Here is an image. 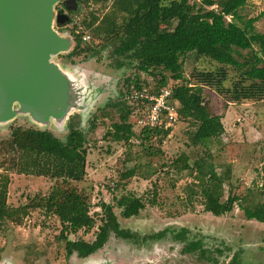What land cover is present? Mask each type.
Masks as SVG:
<instances>
[{"label":"rangeland","instance_id":"374dc122","mask_svg":"<svg viewBox=\"0 0 264 264\" xmlns=\"http://www.w3.org/2000/svg\"><path fill=\"white\" fill-rule=\"evenodd\" d=\"M191 2L209 9L217 8V5L204 4L203 0ZM112 3L113 0H79L78 10L70 13L72 21L59 28L60 32L71 34L75 30L90 35L89 39H82L95 49L90 55L68 56L76 43L71 34L72 48L55 58L72 74L81 96L82 104L70 117L79 116L74 117V124L85 131L88 139L85 179L63 182L47 176L19 173L12 167L15 152L8 151L5 146L0 148V176L11 178L7 203L15 208L33 204L53 191L61 197L64 191L76 189L87 195L90 214L97 224L101 223L100 204H114L120 227L130 230L135 238L125 239L111 233L106 245L90 257L79 258L74 254L67 258L58 217L32 205L20 224L5 221L0 232V264H83L89 259L104 264H225L235 252L239 254L237 264H264V223L247 219L244 212L245 207L264 202V98L235 101L232 94L225 97L205 87V99L222 117L225 128L222 135L195 145L192 142L195 127L180 119L167 136L156 134L149 141H142L138 135L143 128L136 123L141 109L130 97L136 84L127 85L125 80L129 76L133 79L139 76L141 86L156 90L161 75L138 72L128 63V58L114 54L116 38L97 36L86 26L84 21L89 22L94 14L102 17ZM263 10L264 0H248L240 14L248 19ZM230 19L228 16L227 20ZM255 27L264 32V16L255 22ZM182 59L184 76L191 82L195 81L199 71L215 70L219 66L195 52L183 55ZM122 61L126 65L119 66ZM164 73L170 76L169 72ZM233 74L230 69L228 87L233 85ZM172 83L173 79L169 77L168 84ZM119 97L126 99L134 111L130 121L136 135L127 143L116 142L106 135L112 124L120 120L114 106L107 103ZM69 118L64 126L54 122L44 126L34 123L28 115H20L10 122L0 123V141L9 138L11 128L18 125L48 129L65 138ZM181 157H187L190 166L197 159L205 158L216 164L218 172L230 168V180L224 184L223 204L219 210L227 208L231 197L236 195L239 200L234 207L222 214L206 211L195 170H179L174 164ZM133 167L136 168L135 175L122 179V173ZM123 195L143 199L145 208L139 215L130 218L121 215L116 199ZM167 227L187 228L186 236L203 240L204 247L210 250L206 255L217 258L218 262L204 258L200 251L183 252L185 242L175 241L170 235L158 240L148 238ZM96 232L97 227L88 233L82 229L68 236L92 241Z\"/></svg>","mask_w":264,"mask_h":264},{"label":"trees","instance_id":"16d2710c","mask_svg":"<svg viewBox=\"0 0 264 264\" xmlns=\"http://www.w3.org/2000/svg\"><path fill=\"white\" fill-rule=\"evenodd\" d=\"M203 3L217 5V8H205L191 0H113L111 8L102 17L94 14L89 22L84 21L97 36L116 38L118 43L113 49L114 54L128 58V63L138 72H158L161 75L158 88L168 85L169 77L173 79L179 119L195 127L192 136L195 145L222 135L225 129L221 115L213 111L204 97L205 87L225 97L232 94L231 98L235 101L264 98V32L257 31L255 27V22L264 16V10L256 17L245 19L240 9L247 0H203ZM228 16L231 17L230 21L227 20ZM71 34L76 43L68 56L93 54L94 46L83 41V32L72 30ZM189 52L207 57L219 66L215 70L199 71L194 82L186 80L182 57ZM118 65L124 66L126 63L122 61ZM230 69L235 78L233 85L228 87L226 82L230 78ZM164 72H169L170 76ZM125 82L127 85L134 82L138 89L143 87L139 83V76L136 79L129 76ZM107 105L114 106L120 120L112 124V129L106 135L116 142H129L136 135L130 121L134 112L132 107L120 97ZM76 116L69 118L65 138L48 129L18 125L11 128L9 138L0 141V148L5 146L8 151L15 152L12 167L19 173L47 176L63 182L83 181L87 174L88 139L85 131L74 124ZM156 134L167 136L169 130L143 128L138 136L142 141H149ZM174 164L179 170H195L206 211L222 214L231 210L239 200V196L234 195L227 208L219 210L223 204L224 184L230 180V168L218 172L216 164L205 158L197 159L190 166L188 158L181 157ZM135 173L136 168H128L121 177L129 179ZM10 182L9 175L0 176V232L7 220L20 224L22 216L33 205L58 217L67 258L74 254L79 258L90 257L106 245L111 233L125 239L135 238L130 230L120 227L114 204H100V224L90 214L87 195L76 189L64 191L61 197L53 191L33 204L15 208L7 203ZM116 205L125 218L137 216L145 208L143 199L134 195L117 198ZM244 212L247 219L264 223V202L245 207ZM95 227L97 232L92 241L68 236L82 229L88 233ZM188 232L187 228L177 230L167 227L148 238L158 240L171 236L175 241L185 242L183 252L200 251L204 258L218 262L217 258L206 255L210 250L204 247L203 240L189 239L186 236ZM217 250L222 253L221 249ZM238 260L239 254L235 252L225 264H237Z\"/></svg>","mask_w":264,"mask_h":264},{"label":"water","instance_id":"95a60500","mask_svg":"<svg viewBox=\"0 0 264 264\" xmlns=\"http://www.w3.org/2000/svg\"><path fill=\"white\" fill-rule=\"evenodd\" d=\"M60 3L79 7L77 0H0V123L28 115L40 125L64 126L82 104L72 74L55 60L73 46L72 35L57 28L70 21L56 12Z\"/></svg>","mask_w":264,"mask_h":264},{"label":"built area","instance_id":"2783aa9c","mask_svg":"<svg viewBox=\"0 0 264 264\" xmlns=\"http://www.w3.org/2000/svg\"><path fill=\"white\" fill-rule=\"evenodd\" d=\"M84 40L90 35H83ZM173 86L168 84L156 90L147 87L135 88L130 97L138 104L141 115L136 123L142 128L164 129L172 131L175 124L180 120L178 101L174 98Z\"/></svg>","mask_w":264,"mask_h":264},{"label":"flooded vegetation","instance_id":"af4514ba","mask_svg":"<svg viewBox=\"0 0 264 264\" xmlns=\"http://www.w3.org/2000/svg\"><path fill=\"white\" fill-rule=\"evenodd\" d=\"M78 1V3H79V0H77ZM56 12L57 13H67L69 16H70V21H69V23L72 21V17H71V12H72V10H67V9H65L64 8V6H63V3H60V4H58L57 5V7H56ZM57 28H58V30H59V28H62V27H59V26H57Z\"/></svg>","mask_w":264,"mask_h":264},{"label":"crops","instance_id":"0c3cea01","mask_svg":"<svg viewBox=\"0 0 264 264\" xmlns=\"http://www.w3.org/2000/svg\"><path fill=\"white\" fill-rule=\"evenodd\" d=\"M247 2H248V0H247ZM118 263V262H117Z\"/></svg>","mask_w":264,"mask_h":264}]
</instances>
